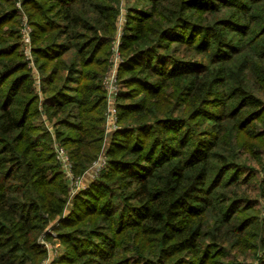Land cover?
Segmentation results:
<instances>
[{"label": "trees", "instance_id": "trees-1", "mask_svg": "<svg viewBox=\"0 0 264 264\" xmlns=\"http://www.w3.org/2000/svg\"><path fill=\"white\" fill-rule=\"evenodd\" d=\"M133 1L119 43L118 129L99 178L58 223V264H221L249 245L264 264V220L229 213L264 200V0ZM117 4L0 0V264H40L38 237L68 202L42 116L65 128L55 140L75 178L99 157ZM225 122L235 130L226 149ZM255 224L257 245L247 239Z\"/></svg>", "mask_w": 264, "mask_h": 264}, {"label": "rangeland", "instance_id": "rangeland-1", "mask_svg": "<svg viewBox=\"0 0 264 264\" xmlns=\"http://www.w3.org/2000/svg\"><path fill=\"white\" fill-rule=\"evenodd\" d=\"M145 3L143 4V8L148 9L149 8V3L146 0H143ZM168 2H172L175 0H167ZM118 4H117V17H116V21H115V31H114V36H113V40L110 42V55L108 56V65L106 68V71L102 77V86L103 89L105 91V96H106V107H105V112H104V118H105V132H104V141H103V145L99 154L98 159L93 163V165L91 167H89L85 172H88L85 176V178L90 179V183H88V186H86V188L84 189H80L82 188L80 185V178H75L72 180L67 179V177L64 175L66 183L69 187V197H68V202L67 205L65 207L64 213L62 215L61 218H57L55 221H52L50 223V225L46 228V230L38 237V242L40 245H42L46 252L47 255L45 257V259L40 263V264H58L59 260L62 258L63 254L65 253V247L62 245L61 241L58 238V231H57V227H58V223L60 221H62L64 218H66L70 212L73 209V201L75 196L82 191H87L90 189L91 185L99 178L103 168H99V159L101 157V159L104 157V155L107 153V150L110 147V143H111V139L113 134L115 133V131L118 129L117 127V111H116V103H117V96L119 94V90H120V85L118 83V69L121 65V60L119 59L120 57L116 55V53L118 52L119 54V43H120V39L124 30V27L126 25L127 22V18H128V8L129 7H133V5H135V2L133 0H117ZM137 5V4H136ZM16 7H18L20 9V24H19V34H21V29L23 26V23H25L24 20H26L28 22V18L26 15V12L21 9L20 6V2L17 1L16 2ZM30 27L31 25L29 24V22L27 23ZM32 28V27H31ZM21 37V36H20ZM22 44V43H21ZM173 49L176 48L177 46H174L173 44ZM22 49V54H23V58L27 63V68L30 71L33 79H34V86L36 89V92L40 95L41 97V93H40V77H39V73L37 71V67L35 64V59H34V55L33 53H30V57L31 58H27L26 54L24 52L23 47L21 46ZM30 59V60H28ZM236 74V73H235ZM116 91V92H115ZM40 107V105H39ZM40 111L43 112V108H40ZM42 123L44 124L45 128L48 130L50 136L53 139V152L55 155V149L56 147H62L66 150L65 146H63L60 142H58L57 140H55V133L57 131H66L64 127H54L53 123L51 121H49L46 116H42L41 118ZM224 127H225V136H224V143L222 144L224 149L226 148H232V143H235V139H234V128H232L231 123H224ZM246 139L245 137H242L240 140H244ZM251 143V142H250ZM256 149H258L256 147ZM223 150H221V152L224 155H226L225 152H222ZM261 151V148H260ZM66 152L68 153V151L66 150ZM240 152L242 155L241 159L244 160L248 154H246L247 152L242 149H240ZM55 159H56V155H55ZM105 159H107L105 157ZM247 159H250V165L251 166H256L257 162L256 159L254 158H250L249 156L247 157ZM258 160V159H257ZM63 174L64 171L62 170ZM85 172L83 174H85ZM83 176V175H81ZM260 176L261 179H264V172L260 171ZM72 181V183H71ZM80 189V190H79ZM226 192V190L224 191ZM261 208H253V209H249V210H245L243 211V209H247V206H244L242 203L237 205V209H233L231 210L229 213L230 214H234V215H238V217H240V219H252L253 217L258 218V224L261 225V221L264 220V210H262V206L264 205V200H261ZM243 211V212H242ZM255 219V218H254ZM252 222L254 220H251ZM249 231L251 233L250 238H247L253 245H257L256 243H258V240L255 238L256 236H260L261 231L259 230L258 227H256V224L250 225L249 226ZM250 247V245L248 246ZM248 247L245 248V250L243 249L240 253H238L239 255H235V252H230L227 256L228 258L226 259H218L216 261H219V263L221 264H227V263H231V258L233 256H237L236 257V261H238L239 264H259L258 262V258L262 256V251H258L257 249V256H253L254 253V249L252 250H248ZM259 246H257L258 248ZM236 251V250H235ZM244 254V255H242Z\"/></svg>", "mask_w": 264, "mask_h": 264}, {"label": "built area", "instance_id": "built-area-1", "mask_svg": "<svg viewBox=\"0 0 264 264\" xmlns=\"http://www.w3.org/2000/svg\"><path fill=\"white\" fill-rule=\"evenodd\" d=\"M24 21H25V23H23V26L21 29V34H20L21 43H22V47L24 49V52L26 54V57L31 58L30 53H32V33H33V30L27 24L28 22L26 20H24ZM116 55L119 56L118 52L116 53ZM28 60H30V59H28ZM55 155H56V160L61 167V170L64 171V175L67 177V179H70L73 181V179H74V175L72 172L73 165H72V162H71L69 155L66 152V150L62 147H56ZM105 157H106V154L104 155V157L102 159L100 157L99 168H104L105 163H106ZM72 181H71V183H72Z\"/></svg>", "mask_w": 264, "mask_h": 264}, {"label": "crops", "instance_id": "crops-1", "mask_svg": "<svg viewBox=\"0 0 264 264\" xmlns=\"http://www.w3.org/2000/svg\"><path fill=\"white\" fill-rule=\"evenodd\" d=\"M92 168V167H91ZM88 172H85V174H83V176H81V180H80V185H81V187L82 188H80V189H84V188H86V186H88V183H90L91 181H90V179H88V178H85L86 176V174H87ZM90 181V182H89ZM79 189V190H80Z\"/></svg>", "mask_w": 264, "mask_h": 264}]
</instances>
